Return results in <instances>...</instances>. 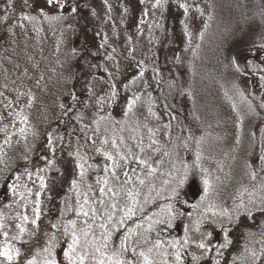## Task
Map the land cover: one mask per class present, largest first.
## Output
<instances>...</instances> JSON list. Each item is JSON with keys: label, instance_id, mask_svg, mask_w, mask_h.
<instances>
[{"label": "rangeland", "instance_id": "374dc122", "mask_svg": "<svg viewBox=\"0 0 264 264\" xmlns=\"http://www.w3.org/2000/svg\"><path fill=\"white\" fill-rule=\"evenodd\" d=\"M187 1L192 0L157 6L156 0H85L80 7L87 30L83 40L74 12L68 11L70 0H62L64 8L47 6L46 0H28L33 7H25L23 0H0V58L8 62L0 75V250L6 242L20 249L11 264H27L53 233L60 245L57 259L66 264L63 250L71 236L64 234V226L76 220L77 229L86 227L85 217L75 211L84 194L90 204L100 199L109 203L111 193L101 197L104 185L98 183L106 175L109 187L119 190L127 171L144 208L114 233V245L119 246L128 228L173 203L178 213L173 226L155 225L147 235L151 243L160 239L174 253L170 242L183 246L187 233L183 264H216L225 239L219 225L232 227L237 211H243L238 209L241 202L252 212L264 208V0ZM181 3L189 5L187 13ZM46 17L59 19H53L55 24L45 22ZM84 63L88 71L77 113L79 132L66 140L58 119L75 97L76 71ZM114 140L121 152L131 149L156 169L143 186L135 176H146L149 169L131 157L116 170L119 180L111 175V161L103 152L116 154ZM62 146L71 181L59 215L37 228L31 221L37 219L40 177L45 181L57 170ZM186 168L189 176L180 198L167 199ZM117 199L121 206L126 202L123 192ZM93 206L103 214V207ZM225 212L232 214V222ZM21 225L26 229L22 235ZM99 231L94 228L97 236ZM18 235L21 239H13ZM201 241L210 250L198 247ZM246 246L258 253L255 264H264L259 255L264 228L248 231L233 261L253 264ZM0 264L9 261L0 256Z\"/></svg>", "mask_w": 264, "mask_h": 264}, {"label": "snow or ice", "instance_id": "6c2138e0", "mask_svg": "<svg viewBox=\"0 0 264 264\" xmlns=\"http://www.w3.org/2000/svg\"><path fill=\"white\" fill-rule=\"evenodd\" d=\"M10 3L11 0H8ZM167 0H156L157 6H162L166 3ZM59 8H64V4L62 0H46L47 6L54 5ZM23 5L25 7H33L32 4L28 3V0H23ZM180 8L184 10L185 13L189 11V5L187 3H181L179 5ZM202 12V9H197ZM39 11L44 13V9L40 8ZM68 11L76 12L77 8L75 6L68 9ZM46 15V13H44ZM23 19L33 20L34 16H23ZM49 19H59V17H47ZM4 20L8 19L7 14L3 17ZM203 34H201L202 38ZM111 58V57H109ZM238 67V66H237ZM264 79V77H262ZM116 93L113 92V95ZM135 103V100L131 101L128 105L129 110H131L132 105ZM26 119V117L24 118ZM23 132V129H21ZM151 131V130H150ZM7 142V141H6ZM104 143H108L107 139L104 140ZM155 143V141H153ZM113 146L117 149L116 154L114 155L112 152L104 151L103 155L106 157L108 161H111V175L115 177L116 180H119V176L116 175V170L121 167L127 166L130 162L129 157H131L132 161H137L140 165H145L148 167L149 171L146 176L141 173V175L135 176V181H138L140 186L145 184L147 176H151L155 173L156 169L152 168L147 159H143L139 156H136L131 152V149H128L127 154L121 152L119 150V146L116 145L115 140L113 141ZM140 151H144V147L139 145ZM151 147V144L149 145ZM79 155V154H77ZM199 159V155L197 157ZM264 159V158H262ZM121 161H124L125 164L121 165ZM80 168V176L81 178L85 174L84 164H79ZM105 173L109 172V165L105 164L104 166ZM132 173H136V169H131ZM30 175V174H29ZM126 179L123 181L119 190H116L112 187H109V179L106 175L103 181H100L98 178V183H103L104 187L99 189L101 197L111 193L109 197V203L105 204L103 199L93 201L92 204L89 203L87 194H84L83 203L80 204L79 208L75 211L77 216L83 215L85 217L83 223L86 227L77 229V221L69 220L67 224L64 226L63 232L65 235L71 236V241L67 244L66 250H63V257L66 264H183V258L181 255L182 247L187 246L188 237L187 233H185L184 245L182 246L178 240H172L170 242V247L175 248L176 251L174 253H169L165 249V244L160 239H157L154 243L150 242V237L147 233L154 230L155 225L164 224L168 227H172V221L177 218L178 213L175 210L173 203H168L164 205L160 213H153L152 215L144 217V219L135 224V228H128L126 233L122 235L119 239V246H115L113 243V235L120 231L122 227H125L126 221L132 219V217L136 216L137 212H144L143 205L140 202V191L136 187V183L133 181V177L128 174L127 171L123 173ZM143 176V178H142ZM188 170L187 168L184 170L183 175H180L176 178L175 186L171 189L169 197L167 199L171 201H176L181 196V190L184 185L188 181ZM255 177V173H253V178ZM19 179V177H17ZM41 187H46L45 181L43 177H40ZM167 183V182H166ZM205 185H208V180L204 181ZM73 187H77V181H72ZM131 184V187H127V185ZM89 190L91 186L89 185ZM107 189V192H106ZM151 191V190H150ZM124 193L125 203L121 206L117 197L120 193ZM13 193L15 194V188L13 186ZM78 198L80 193L77 194ZM147 199L144 203H147ZM39 203V201H37ZM93 204H99L103 207V214H98V210ZM87 206V208L85 207ZM238 209H242L243 211H237L235 220L239 221L241 215L251 216V209L247 208L243 202L238 205ZM39 208L34 209V213L36 214L37 219L39 218ZM260 211H264V208L260 209ZM89 213H91L92 223H89ZM117 213H120L117 215ZM222 215H226L229 219V222L233 221V217L231 213L225 212ZM37 219L32 220L31 222L39 228L37 224ZM24 221L28 220L27 216L23 217ZM97 221L99 223L97 224ZM145 223L147 227H145ZM70 226V227H69ZM3 227V224L0 223V228ZM53 228H57L56 224L52 225ZM99 228V236H97L94 232V228ZM224 234V243L221 244L220 248H227L232 240L229 236L230 229L226 228L223 224L219 225ZM143 229V233L139 231ZM26 231L23 225L20 226L21 235ZM199 231V228H197ZM21 235L13 237V239H21ZM47 235V234H45ZM211 236V233H208ZM249 235H253L249 233ZM4 236L7 240L8 233L5 232ZM130 238H134L130 243ZM60 247L59 241L56 238L55 233L52 234L51 238L47 239L46 243H44L40 248L36 249L35 255L32 256L31 259L27 260V264H61V262L57 259L56 249ZM198 247L205 250H210L209 246L203 241L199 242ZM246 251H250V254L253 258V264H255L256 257L258 253L255 249H248L247 246L245 248ZM20 255L19 248H13L11 244L5 243L2 250H0V256H3L9 261V264ZM170 255H174L175 260L170 261L168 257ZM260 256H264V247L261 248ZM131 257V258H130ZM194 260L199 259L198 257H193ZM216 264H220L219 261H216Z\"/></svg>", "mask_w": 264, "mask_h": 264}, {"label": "trees", "instance_id": "16d2710c", "mask_svg": "<svg viewBox=\"0 0 264 264\" xmlns=\"http://www.w3.org/2000/svg\"><path fill=\"white\" fill-rule=\"evenodd\" d=\"M85 0H70V6H75L77 11L74 12L75 27L79 34H81L82 39L85 40L87 30L85 27V19L82 15V6ZM188 3H196L197 0L187 1ZM81 7V8H80ZM47 20H52L57 24L53 19L46 17ZM44 22V23H45ZM59 27L61 25L58 24ZM82 57V56H81ZM80 62V61H79ZM8 62L5 58H0V75L5 71H1L3 67H6ZM79 66V64H77ZM88 63H84L77 68L78 77L75 79L73 94L75 97L73 101L69 104L67 111L63 112L58 119V129L61 132H64L66 135V140L69 137H74L79 132L78 118L77 113L81 110L83 103L81 97L85 95V83H86V73H87ZM76 103V104H75ZM66 146V143H64ZM62 146L59 149L60 156L56 158L57 170L54 173H50L46 179V187H43L39 195V218L37 219V224L39 226L46 225L49 219L52 216H58L60 213V205L62 201V196L65 194L68 185L71 181V178L68 177L70 170L66 164V158L64 155L66 153V148ZM63 151V155H62ZM58 159V160H57ZM264 228V211L260 209L252 212L251 216L241 215L238 222H235L232 227H230L229 236L232 240V243L224 248L219 257L221 264H239L238 262L233 261L234 257L241 251L245 242L246 236L249 230L251 229H263Z\"/></svg>", "mask_w": 264, "mask_h": 264}]
</instances>
